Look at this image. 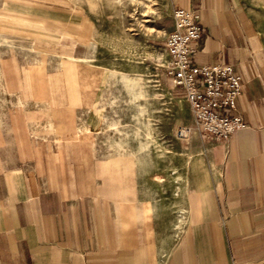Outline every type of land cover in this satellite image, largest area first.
Instances as JSON below:
<instances>
[{
	"label": "crops",
	"instance_id": "crops-1",
	"mask_svg": "<svg viewBox=\"0 0 264 264\" xmlns=\"http://www.w3.org/2000/svg\"><path fill=\"white\" fill-rule=\"evenodd\" d=\"M173 4L205 24L193 63L241 74L246 122L228 138L203 133L177 237L158 203L102 183L84 9L56 4L44 17L13 1L14 45L0 61V264H264V33L246 0Z\"/></svg>",
	"mask_w": 264,
	"mask_h": 264
},
{
	"label": "rangeland",
	"instance_id": "rangeland-1",
	"mask_svg": "<svg viewBox=\"0 0 264 264\" xmlns=\"http://www.w3.org/2000/svg\"><path fill=\"white\" fill-rule=\"evenodd\" d=\"M13 1L0 0V61L14 45L12 31L4 28ZM22 1L44 17L56 4L84 9L85 71L100 75L94 118L102 183L107 188L116 182L118 197L158 203L153 208L177 237L185 223L187 188L204 165L205 142L184 90L165 68L166 38L175 25L173 0ZM246 2L264 33V0ZM182 127L189 128L186 137L179 135Z\"/></svg>",
	"mask_w": 264,
	"mask_h": 264
},
{
	"label": "built area",
	"instance_id": "built-area-1",
	"mask_svg": "<svg viewBox=\"0 0 264 264\" xmlns=\"http://www.w3.org/2000/svg\"><path fill=\"white\" fill-rule=\"evenodd\" d=\"M173 18L174 28L166 38L167 73L185 90L195 121L204 133L216 139L237 134L246 127L238 110L243 91L241 74L229 64H194L205 24L198 14L182 7L174 8ZM178 132L186 137L189 128L182 127Z\"/></svg>",
	"mask_w": 264,
	"mask_h": 264
}]
</instances>
